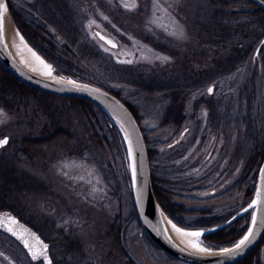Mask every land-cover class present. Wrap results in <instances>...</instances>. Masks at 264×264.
<instances>
[{"label":"rangeland","instance_id":"rangeland-1","mask_svg":"<svg viewBox=\"0 0 264 264\" xmlns=\"http://www.w3.org/2000/svg\"><path fill=\"white\" fill-rule=\"evenodd\" d=\"M12 1L23 14L27 11L23 7L34 5L36 0ZM62 3L63 14L58 15L63 18L66 14L72 23L80 40L75 47L87 44L81 60H68L71 66L65 63L62 66L120 90L133 104L148 134L153 150L152 172L158 180L164 173L162 154L172 151L181 137L182 142L194 143L195 134L204 133L210 137L208 140L214 137L222 140L234 164L242 157L250 158L258 149L263 150L264 45L262 59L255 49L263 41L264 27L253 15L254 4L248 0H62ZM125 3H135L136 7L125 8ZM219 19L239 25L238 38L249 36L251 41L248 54L243 53L239 58L242 60H236L232 69L218 65L231 54L228 46L231 41L223 48L219 43L217 35L222 29L214 27ZM96 30L112 36L117 45L105 43ZM204 47L213 51L202 53ZM211 61L215 62L213 70L208 67ZM141 74L156 76L153 86H164L167 91L138 88L134 79ZM3 84L0 71V137L6 134L10 137L0 149V165L13 167L11 175L22 189L4 184L8 181L1 177L2 166L0 203L12 205L21 217L15 214L50 243L53 264H128L121 246L137 264H181L147 240L143 229L133 220L128 155L118 150L107 125L95 117L88 120L70 100L25 96ZM168 84L172 88H166ZM173 90L175 101L169 95ZM204 95V101H199ZM207 98L213 101L211 106L205 101ZM57 126L72 132L76 140L72 148L54 161L40 156L28 161L17 156L22 137L42 136ZM169 164L171 167L166 168L171 171L174 164ZM239 176L240 173L234 178H219L210 187L215 191L204 187L210 178L202 183L199 180L195 185L197 192L184 193L182 198L180 190L173 191L170 198L184 207L180 218L185 225L194 226L202 214L210 219L214 213L240 208L246 195H242L238 186L245 179L246 194L251 181ZM233 188L234 192L226 195ZM243 215L245 222L249 218L250 223L253 209ZM117 226L121 234L117 233ZM193 226L189 229H203ZM14 239L4 235L5 263L38 264ZM200 242L206 245L203 238Z\"/></svg>","mask_w":264,"mask_h":264},{"label":"trees","instance_id":"trees-1","mask_svg":"<svg viewBox=\"0 0 264 264\" xmlns=\"http://www.w3.org/2000/svg\"><path fill=\"white\" fill-rule=\"evenodd\" d=\"M248 1L255 5L256 8L254 9L253 15L256 16L255 18L260 20L261 22L260 25L264 27V25L262 24L264 22V7L259 6L257 3L253 2L252 0H248ZM8 4L15 18L14 20L18 24V27L20 28L26 40L35 48V50H37L49 62L52 63V65L57 70V72L66 73L68 76H72L75 79H85L93 83H96V85L98 84L102 87L111 90L114 94L117 95V97L121 98L132 110L137 120L139 121V124L141 125L140 127L143 126L141 123V117H139L140 116L139 113L136 111L135 107H133V104L127 98L123 97V95H121L120 90L111 88L105 82L97 81V79L93 80L91 78H85L84 76L81 75H76V73L75 74L72 73L70 71L71 69H68V67L64 69V67L62 66V63L71 66V63L69 61L81 60L82 54L84 50H86L87 48L86 42L85 43L81 42L83 44V48H80V46L75 47L76 42L80 40L77 37L78 35L76 36V34L74 33L75 30L74 28H72L73 26L72 23L69 20H67L66 14H64L63 18H59V16L62 15H58V14L59 13L63 14L62 6H65L62 3V0H36L34 2V5L29 4V6H26L25 8L21 5L24 11L27 10L23 14H21L20 11L16 10L14 6V2L12 0H8ZM33 9L36 10L37 12L32 13ZM223 21L224 19L217 20L214 23V27L219 31L220 29H222V31L219 32V34L217 35V37L220 38L219 43L221 44L222 48L226 47L228 40L231 41V43L228 44V46L231 49L230 51L231 54L229 55L228 63L232 69V67H234V65L237 63L236 60H238L240 57H243L241 56L243 53L246 55L248 54V52L250 51L249 49L251 48V41L249 39V36L245 38H238L236 33H238L239 28H241L239 25L236 26L237 24L235 23L223 22ZM233 25L236 26V28ZM234 30H236L237 32H234ZM69 31H71L72 33H70ZM240 39L242 40L241 44L239 43ZM218 40L219 39H217V41ZM239 60H242V58ZM223 61L224 60H220V63H222ZM0 71L2 73V81L4 83L3 85L6 89H12L14 90V92H17L25 96L60 97L74 102L80 108V110L84 112V116L88 120L92 119V117L102 120L101 124L107 125L109 130H111L113 135L115 136L114 139L115 141H117V145L120 148L118 150L119 151L121 150L122 154L126 151L123 138H121L122 136L120 134V130L117 128L113 120L109 118V116L95 103L80 97L76 98L72 96H58L48 93L46 91H41L29 84H26L25 81L23 82L20 79H18L14 74L9 72V70L2 64L1 61H0ZM148 75L143 76L141 74V76L138 77L137 75L134 76L137 77L134 79V81L136 85L138 84L137 85L139 86L138 88L147 91H154V90L161 91L162 89H165L163 88L164 86L162 87L159 85L158 87H154L153 83L157 77L154 75H149V76ZM141 77L144 79H141ZM165 87L168 89L172 88V86L169 84L168 87L167 86ZM165 91H167V89H165ZM169 95H171L170 99H173L175 101V97H174L175 90H173ZM92 124L93 125L91 126L95 127V124L94 123ZM142 130L148 146L149 159L152 167L151 169L153 170V160H152L153 150L149 145L148 134L145 128L142 127ZM75 141L76 140L73 138L72 132L67 130V128L65 127L57 126L50 133L47 132V134L42 136L22 137L21 140L18 142L19 147L17 149V153H18L17 156L21 160L24 158L28 161L32 160L36 156H40L42 158L50 159L51 161H54L59 157V155L62 152H64L70 147L72 148L73 145L75 144ZM263 155H264V147L263 150L261 151V156ZM123 164L126 165V161H124ZM2 166H3V172L1 173L3 174H1V177L2 178L5 177V181H8V182H4V184L13 186V188L20 189L21 185L18 182H15V179L11 175V173L13 172L12 170L13 167L10 164H3V163ZM2 166L0 165V171H2ZM125 176L126 178H128V174H126V171H125ZM152 181H153V188L155 194L159 199L161 205L167 212V214L180 226L191 228V226L193 225H189V224L185 225L183 219L180 218L181 217L180 213L181 212L184 213L183 206L173 202L172 200L163 198V194L161 192V189L159 188L160 178L158 180L153 172H152ZM245 195L246 198L244 204L240 208L236 209V211L232 210L228 213H221V214L214 213L212 214L211 217L212 219L211 218L209 219L207 216L203 214L199 215L202 217L198 218V221L193 227L199 226L202 227L203 229H206V227L209 228L215 224L223 222L224 220H226V218L230 217L235 212H238L240 209H242L247 203H249L253 199L255 195V180L252 181V187L247 190ZM0 209H10L21 217V215L16 211V209L12 205L5 203V201L0 203ZM132 209L133 210H131L130 214L132 215L133 220H135L137 225L141 229H143L134 203L132 204ZM246 214H248V212ZM244 216L245 215L241 216L239 219H236L234 222L230 223L224 228H221L219 230L213 231L205 235L203 239L205 241L206 246L212 248H223L236 243L245 234L247 227L250 224L249 218L245 222ZM144 230L145 229H143L142 231L144 232L145 236L148 238L147 240H150L155 246H157L150 239V237L146 234ZM116 231L118 234H121L120 226L116 227ZM121 250H122V254L125 257V261L128 264H137V262L133 258L129 257L128 252L125 251L126 250L125 247L122 248L121 246ZM180 262L181 264H187L182 261ZM233 264H264V234L261 240L259 241L258 245L256 246V248L249 255H247L243 259Z\"/></svg>","mask_w":264,"mask_h":264},{"label":"water","instance_id":"water-1","mask_svg":"<svg viewBox=\"0 0 264 264\" xmlns=\"http://www.w3.org/2000/svg\"><path fill=\"white\" fill-rule=\"evenodd\" d=\"M264 7V0H252ZM7 6V11L3 14V33L0 35V61L2 64L14 74L21 81H25L41 91L58 95V96H72L87 99L97 106H99L108 116L113 120L117 128L120 130L121 138H123L130 169V185L135 208L141 222V225L150 239L160 247L169 256L182 261L187 264H233L247 255H249L258 245L264 234V158L259 169L255 195L249 205H246L233 216L219 224L213 225L206 229H195L203 233L200 239L208 233L226 227L239 216L247 213L253 209V216L256 218L255 225L252 219L247 227L245 234L239 239L241 240L248 234L249 229H252L253 235L250 237L240 249H236L231 253H221L223 248H234L236 243L223 248H211L210 253L199 252L197 249L190 248L183 243L179 238L175 229L172 227L175 224L178 228H186L177 224L165 211L157 198L152 181L151 165L148 153V146L139 121L135 114L128 107V105L111 90L96 85L91 81L85 79H75L68 76L66 73L57 72L51 62H49L43 55H41L35 48L26 40L21 33L14 16L10 10L7 0H2ZM23 36V40L28 43L33 50H35L47 64L53 68L52 76H47L44 72L33 70L31 66L23 61V58L14 51L11 40V33ZM97 35L105 41L108 45L115 47L116 40L100 30H96ZM111 40L112 43H108ZM115 45V46H113ZM68 81H75V84L68 83ZM7 138L9 142V135L0 137V140ZM129 141H131V152L129 151ZM7 144L0 146V149ZM135 162V176L133 175L132 164ZM255 202V203H254ZM250 205H252L250 207ZM252 216V218H253ZM8 217L15 219L16 223L8 220ZM0 222L6 223V227H0L3 231L13 236L26 250L28 256L31 257L29 249L25 247L23 239L29 240V243L38 246L36 237L48 246L47 254L52 261L50 255V243L43 238L32 225L27 224L21 220L10 209H0ZM11 228L12 231H8ZM15 233V235L13 234ZM20 237H23L21 239ZM204 245V244H203ZM207 247L206 245H204ZM33 260V259H32ZM42 264L41 260H33ZM53 264V261H52Z\"/></svg>","mask_w":264,"mask_h":264},{"label":"flooded vegetation","instance_id":"flooded-vegetation-1","mask_svg":"<svg viewBox=\"0 0 264 264\" xmlns=\"http://www.w3.org/2000/svg\"><path fill=\"white\" fill-rule=\"evenodd\" d=\"M261 39L263 41L260 42L255 49V52L258 53L257 55L259 59H262L261 49L263 47L262 44L264 45V36ZM208 49L209 51H213L211 48L204 47L201 49V52L204 53ZM226 59L227 60L224 59L222 63L218 64L220 65L219 67H229V58ZM213 61L208 64V67L211 69L214 68L215 62ZM210 88L213 89V86H210L208 89ZM204 97L205 95L201 96L199 101H204ZM205 101L210 103V106L212 105L213 101L211 99L207 98ZM195 135L196 137L194 143L182 142L183 138L181 137V139H178V141L175 142V145H173L172 151L162 154L161 163L163 165L162 167L164 173L160 179L161 184L159 188L161 189L163 198L171 200L170 196L174 194L173 191L175 190H180V198H182L184 193L189 194L190 192H197L198 188L195 186L196 183L199 180H201L202 183L206 178H210V180L204 185L206 190L210 189L211 191H215L216 189L212 188L219 178H234L239 175V173L241 174L239 178H248V181H251L249 188L252 187V181L255 178H258L257 174H259L261 162L264 158V155L261 156V149L254 151V155H251L250 158L246 157V159L245 157H242L240 158L241 161L239 163L234 164L231 161L232 156L229 153V149L223 144L222 140L219 141V139H214L215 137L208 140L210 137L204 133H196ZM169 163L174 164L171 169L172 172L167 170V168L171 167ZM232 166H234V168ZM244 182L245 179L243 183H240L238 186L241 190H243L242 195H245ZM201 183L199 185L200 187L203 186ZM202 192L204 191L202 190ZM232 192H234V188L232 190H228L226 195H229ZM228 218H226V221ZM5 234L7 233L0 229V264H6L4 247ZM14 240L18 242L16 239ZM18 245L21 246L19 242Z\"/></svg>","mask_w":264,"mask_h":264},{"label":"snow or ice","instance_id":"snow-or-ice-1","mask_svg":"<svg viewBox=\"0 0 264 264\" xmlns=\"http://www.w3.org/2000/svg\"><path fill=\"white\" fill-rule=\"evenodd\" d=\"M123 6L125 8H134L136 7L135 3L132 4H123ZM7 11V6L5 3L2 2V0H0V35H2L3 33V14ZM175 34V33H173ZM17 35H19L18 31H17ZM20 40L23 41V36H20ZM108 43H112L111 40L108 41ZM115 46V45H113ZM29 51H31V49H29ZM33 57L43 66L44 69V74L47 76H52L53 73V68L51 65L45 63L39 56L36 55V53H32ZM130 62V61H129ZM35 70V69H33ZM68 83L71 84H75V81H68ZM209 92L212 91V89H208ZM8 143V139L5 138L3 140H0V146H3L5 144ZM129 151L131 152V141H129ZM132 168H133V175L135 176V162L133 161L132 164ZM255 203V202H254ZM252 205H250L251 207ZM8 220H10L12 223H16L15 219L12 217H8ZM252 222L253 225H255L256 222V218L255 216H253L252 218ZM0 227H6V223L4 222H0ZM172 227L181 235L186 236V237H195L197 238L196 240H189V244L197 249L199 252H204V253H210L211 252V248L208 247H203L201 242H199L198 238L203 235L202 232H185L183 229L177 228L175 224L172 225ZM8 231H12L11 228H8ZM15 235V233H13ZM253 235L252 229H249L248 234L245 235L241 240H239L234 248L229 249V248H223L221 249V253L227 254V253H231L234 252L236 249H240L242 245H244L247 241H249L250 237ZM21 239H23V237H20ZM36 241L38 246H34L32 244L29 243V240L27 239H23V243L25 245L26 248L29 249V252L31 253V257L33 260H41L42 264H52L51 259L48 257L47 254V248L48 246L46 244H44L42 241H39V238L36 237Z\"/></svg>","mask_w":264,"mask_h":264},{"label":"bare ground","instance_id":"bare-ground-1","mask_svg":"<svg viewBox=\"0 0 264 264\" xmlns=\"http://www.w3.org/2000/svg\"><path fill=\"white\" fill-rule=\"evenodd\" d=\"M11 40H12V46L14 48V51H16L19 54V56H21L23 58V61H25L26 64L31 66L33 69L44 72L43 66L33 57L32 53L33 52L36 53V55L39 56L42 60H43V58L35 50H33V48L28 43H26L24 40L21 41L20 35H17L15 33H11ZM29 49H31V51H29ZM43 61L46 63L45 60H43ZM180 229H183L185 232H197V231H199V230L188 229V228H180ZM175 232L177 233L179 238L183 241V243L186 244V246L193 248L189 244L188 241L189 240H196L197 238L183 236L180 233H178L176 230H175ZM198 240L200 242V237L198 238ZM202 246L205 247L203 244H202ZM193 249H195V248H193Z\"/></svg>","mask_w":264,"mask_h":264}]
</instances>
